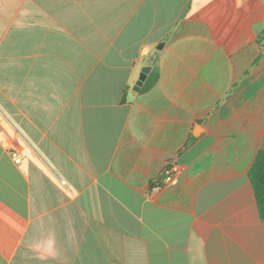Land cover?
Segmentation results:
<instances>
[{
  "label": "crops",
  "instance_id": "0c3cea01",
  "mask_svg": "<svg viewBox=\"0 0 264 264\" xmlns=\"http://www.w3.org/2000/svg\"><path fill=\"white\" fill-rule=\"evenodd\" d=\"M261 149L264 0H0V264H264Z\"/></svg>",
  "mask_w": 264,
  "mask_h": 264
},
{
  "label": "trees",
  "instance_id": "16d2710c",
  "mask_svg": "<svg viewBox=\"0 0 264 264\" xmlns=\"http://www.w3.org/2000/svg\"><path fill=\"white\" fill-rule=\"evenodd\" d=\"M157 80L156 72L148 78L142 88V91L150 89ZM248 177L254 191L260 218L264 221V149L258 151L252 162Z\"/></svg>",
  "mask_w": 264,
  "mask_h": 264
},
{
  "label": "built area",
  "instance_id": "2783aa9c",
  "mask_svg": "<svg viewBox=\"0 0 264 264\" xmlns=\"http://www.w3.org/2000/svg\"><path fill=\"white\" fill-rule=\"evenodd\" d=\"M11 155L14 159L15 163H19L20 157L16 152H11ZM177 164L174 161H169L162 172V181L168 184H176L177 183Z\"/></svg>",
  "mask_w": 264,
  "mask_h": 264
},
{
  "label": "water",
  "instance_id": "95a60500",
  "mask_svg": "<svg viewBox=\"0 0 264 264\" xmlns=\"http://www.w3.org/2000/svg\"><path fill=\"white\" fill-rule=\"evenodd\" d=\"M162 47V43L158 46V48H161ZM150 70V67L149 66H144L142 67L140 73H139V76H138V79L135 81V85L133 87V89L135 91H139L140 88L142 87L146 77H147V74Z\"/></svg>",
  "mask_w": 264,
  "mask_h": 264
}]
</instances>
